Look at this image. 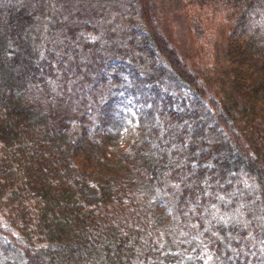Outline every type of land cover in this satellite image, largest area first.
Listing matches in <instances>:
<instances>
[{"label":"trees","instance_id":"obj_1","mask_svg":"<svg viewBox=\"0 0 264 264\" xmlns=\"http://www.w3.org/2000/svg\"><path fill=\"white\" fill-rule=\"evenodd\" d=\"M162 1L0 0V264H264V0L206 70Z\"/></svg>","mask_w":264,"mask_h":264},{"label":"rangeland","instance_id":"obj_2","mask_svg":"<svg viewBox=\"0 0 264 264\" xmlns=\"http://www.w3.org/2000/svg\"><path fill=\"white\" fill-rule=\"evenodd\" d=\"M132 0H77V6L87 8L104 7L117 11L128 7ZM186 0H164L161 6L160 22L170 41L181 55L195 68L206 70L215 59L219 42L226 30L232 32L242 27L236 26L235 8L228 0H215L208 8L185 7ZM237 13V12H236ZM249 26L258 24L264 28V9L254 10L248 16Z\"/></svg>","mask_w":264,"mask_h":264}]
</instances>
